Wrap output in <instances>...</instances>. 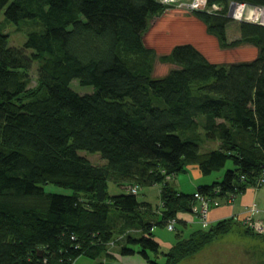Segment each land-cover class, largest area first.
<instances>
[{"label": "trees", "instance_id": "16d2710c", "mask_svg": "<svg viewBox=\"0 0 264 264\" xmlns=\"http://www.w3.org/2000/svg\"><path fill=\"white\" fill-rule=\"evenodd\" d=\"M231 1H209L223 13L192 14L222 49L252 45L257 58L215 65L196 47L178 45L162 57L172 70L155 78L144 37L167 9L157 0H0L5 22L31 28L16 49L0 27V264H75L83 257L107 264L116 249L147 264H161V257L179 264L238 224L224 220L188 239L178 233L168 252L152 233L171 221L175 232L180 214H195L207 227L201 198L210 212L260 187L264 26L241 23L240 39L229 43ZM237 1L264 7V0ZM76 82L93 91L78 94ZM210 143L219 147L205 150ZM81 151L99 154L104 164ZM228 161L233 169L222 182L190 195L176 189L179 174L195 168L210 176ZM111 182L121 194L110 195ZM48 184L73 194H46ZM154 186L161 190L157 212L138 198Z\"/></svg>", "mask_w": 264, "mask_h": 264}, {"label": "rangeland", "instance_id": "374dc122", "mask_svg": "<svg viewBox=\"0 0 264 264\" xmlns=\"http://www.w3.org/2000/svg\"><path fill=\"white\" fill-rule=\"evenodd\" d=\"M222 11H224L223 6L222 9L216 13H223ZM2 24L4 25L3 27H1ZM240 24L241 23H236L230 20V24L227 27V40L229 43L240 39ZM0 27L3 29L4 33L9 35L8 44L10 47L16 49L24 48L31 30V28H29L30 24L20 23L19 26H16L15 24L5 22L4 12L0 11ZM144 38L146 48L153 50L154 52L152 58V70L153 77L155 78H163V76L167 75L172 70L174 66L169 62H164L162 57L168 56L175 46L178 45L189 44L196 47L205 58L215 65L250 62V60L257 58L258 56L257 49L252 45H243L234 49H222L219 45L218 39L208 33L207 26L200 22L194 14L185 8L181 9L174 6L172 8L167 6V9L163 14L155 17L150 22V29ZM26 54L29 56L31 55L28 51ZM35 67H37V64ZM35 67L30 73V88L35 87L36 85L37 75ZM71 85L72 89L81 95H87L93 91L91 87H81L77 82L74 85ZM206 145L207 146H204L205 150L216 149L219 147V144L217 143ZM80 154L95 165L104 164V160L100 159L99 154H88L83 151H81ZM225 166L226 167L223 168L222 171L214 172L210 176H203V178L210 185L214 182H222L225 172L233 169V165L230 161H228ZM189 175L193 177L191 170L189 173L179 174L174 181L175 184L182 182L181 184L186 192L190 191L189 188L193 186V183L195 184L194 178H189ZM158 187L159 186L143 188L140 190L141 192L138 197L141 201L144 200L150 202L155 212H157L158 207L161 206L160 190ZM44 191L46 194L51 193L65 196L73 194L71 190L69 191L52 184L44 186ZM108 192L112 196H114V194L122 193L121 189L112 182L109 185ZM177 230L181 229L177 226ZM176 231L169 232L167 228L156 227L153 234L156 238L165 239L166 237H169L173 241L178 234ZM132 234L137 236L135 231H133ZM190 236L191 235L188 233L186 239ZM162 251L168 252L165 248H163ZM138 257L144 259L140 254ZM164 262L165 259L161 257L159 263L163 264ZM77 264H98V262L83 257L79 259ZM179 264H264V241L260 238L257 239L246 235L242 227L235 224L225 236L214 239L211 244L206 245L199 253L182 260Z\"/></svg>", "mask_w": 264, "mask_h": 264}, {"label": "crops", "instance_id": "0c3cea01", "mask_svg": "<svg viewBox=\"0 0 264 264\" xmlns=\"http://www.w3.org/2000/svg\"><path fill=\"white\" fill-rule=\"evenodd\" d=\"M190 170H191V174L193 175V177L189 175V178H194L195 180V184L193 183V186L191 185L192 187L190 186H189L190 188L188 187L190 191L186 192L183 189V185L181 184L182 182L175 184L176 189L178 191L184 194H187V195L196 194L199 187L210 185L208 182L205 181V179L198 172L197 169L191 168L189 169V171ZM158 188L160 190V186ZM160 193H161V190H160ZM235 198L236 200L234 204L232 205L221 203V206L211 209L208 215V219H207V224H206L207 227H204L203 224L198 221V218L195 216V214H191V215L190 214H180L178 216L179 223L177 224V226L181 230H178L177 233H183V236L186 237L188 233L191 235L192 232L203 230V229L206 230L208 228L213 227V225L215 224L224 222V220L238 221L237 225L242 226L241 223L243 224L244 219L248 215V212L251 209V207L253 206L259 208L260 210V213L257 215L256 218L262 221L264 220V185L262 187L248 188L244 193L236 195ZM144 202H148V201H144ZM152 233H154V230H152ZM156 239L159 245H161L162 249L165 248L166 251H169L173 247V244L176 241V238H174L172 241L171 238L169 237H166L165 239L157 237ZM138 256L139 254L123 257L121 256L119 251L116 249V250L111 251L110 257L105 260H107V264H147V262L144 259L139 258ZM79 259L75 262V264L79 262Z\"/></svg>", "mask_w": 264, "mask_h": 264}, {"label": "built area", "instance_id": "2783aa9c", "mask_svg": "<svg viewBox=\"0 0 264 264\" xmlns=\"http://www.w3.org/2000/svg\"><path fill=\"white\" fill-rule=\"evenodd\" d=\"M159 4H163L165 7H179V8H185L189 12H201V13H208L211 15L219 14L216 13L222 9V6L219 3H215L211 5L209 2L210 0H157ZM228 17L238 23H251L256 25H262L264 26V7H257L255 5H252L250 3L240 2V1H231L228 9ZM264 185V172L261 176V178L258 181V186ZM134 193H137L136 190H133ZM203 203L200 209V214L202 218L205 220V225L207 224V216L209 212V201H206L205 199H202ZM236 198L235 196H230L227 199V203L229 205L234 204ZM216 206H219L218 202H215ZM260 213L259 208L253 206L248 212V215L244 219L245 225L248 224L253 230H255L257 233L264 235V220L257 219V215ZM174 221H171L168 226V231L172 232L175 230Z\"/></svg>", "mask_w": 264, "mask_h": 264}, {"label": "bare ground", "instance_id": "6f19581e", "mask_svg": "<svg viewBox=\"0 0 264 264\" xmlns=\"http://www.w3.org/2000/svg\"><path fill=\"white\" fill-rule=\"evenodd\" d=\"M227 12V11H226ZM225 16H227V18L229 19V20H231L229 17H228V12L226 13V15ZM260 25V24H259ZM133 192V191H132ZM134 193V192H133ZM135 194V193H134Z\"/></svg>", "mask_w": 264, "mask_h": 264}]
</instances>
